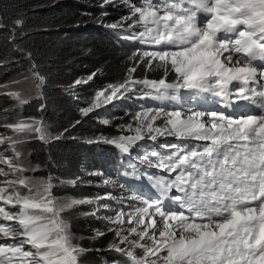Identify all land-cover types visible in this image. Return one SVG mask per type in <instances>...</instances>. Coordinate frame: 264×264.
<instances>
[{"label":"snow or ice","instance_id":"6c2138e0","mask_svg":"<svg viewBox=\"0 0 264 264\" xmlns=\"http://www.w3.org/2000/svg\"><path fill=\"white\" fill-rule=\"evenodd\" d=\"M110 5H123L128 15L103 26L129 33L125 38L143 47L129 57L133 64L123 83L97 90L90 105L81 109L82 116L99 115L97 110L132 99L139 92L143 95L138 99L160 102L175 101L187 93L207 103L210 96L219 107L141 106L133 117L135 127L126 126L134 135L89 141L115 145L122 153L137 142L158 137L174 136L180 141L166 145L167 157L152 152L141 158V164L174 178L149 175L159 198L134 195L127 212L124 199H119L120 210L106 217L112 225L107 232L115 233L107 250L124 257V264H264V0H142L140 6L133 0H102L98 7L106 14ZM14 24L22 26L23 21L17 19ZM138 68H144L143 79L134 75ZM160 70L158 79L148 78ZM29 73L42 97L45 76L39 65L33 63ZM96 75L78 79L72 87L86 85ZM8 95L20 106L31 98L18 91ZM250 106L258 108V113L226 114L229 107ZM38 111L39 117L3 125L26 139L0 136V145H7L0 152V165L8 168L0 167V176H13L2 182L6 187H0V202L19 209L12 212L0 206L2 220L19 225L0 222V264H79V257L88 250L74 243L62 214L75 205L95 203L97 209L86 215H98L100 208L112 207L104 200L117 198L108 193L95 199L61 200L52 194L51 176L33 185L24 173L39 165L30 169L19 163L17 145L32 139L48 144L63 135L49 132L43 116L45 104ZM161 119L163 126H157ZM100 122L110 123L103 118ZM192 140L197 143H184ZM7 150L13 155H7ZM115 183L105 179L103 186ZM173 189L175 195L170 194ZM104 235L97 229L93 238Z\"/></svg>","mask_w":264,"mask_h":264},{"label":"trees","instance_id":"16d2710c","mask_svg":"<svg viewBox=\"0 0 264 264\" xmlns=\"http://www.w3.org/2000/svg\"><path fill=\"white\" fill-rule=\"evenodd\" d=\"M101 2L0 0V23L3 24L0 27V87L9 80L29 73L33 63L39 65L41 74L45 76V84L40 89L43 96L30 99L22 108L23 114L39 117V106L45 104L43 116L49 132L52 136L63 135L48 144L28 140L27 148L32 163L39 165V173L43 177H53L54 192L59 195L89 197L91 192L88 189L59 185V182L75 180L90 166L117 169L120 173L134 172L132 165L125 162V155L117 148L105 143H89L96 137L119 136L118 120L109 126L83 122L69 90L75 77L88 76L93 72L97 75L87 84L89 90L82 95H89L90 91L107 84L123 83L127 69L133 64L129 57L143 47L136 41L126 39L129 33L103 26L128 15V12L123 5H110L106 14H102L98 7ZM17 19L23 21L22 26L14 24ZM134 75L143 79L144 68H138ZM160 75L162 70L149 73L148 78L158 79ZM133 98L121 100L123 104L118 109V117L124 116L123 108H133ZM10 106L8 95L0 93V112ZM130 112L127 114H132ZM127 117L121 119L126 120ZM84 208L85 204L78 205L62 214L69 224L75 244L88 250L79 257V264H108L110 260L115 264H124V257L107 250L115 233L107 232L101 220L83 214ZM97 229L106 232V235L94 239V230Z\"/></svg>","mask_w":264,"mask_h":264},{"label":"rangeland","instance_id":"374dc122","mask_svg":"<svg viewBox=\"0 0 264 264\" xmlns=\"http://www.w3.org/2000/svg\"><path fill=\"white\" fill-rule=\"evenodd\" d=\"M134 3L137 4V6H140L142 3V0H133ZM199 19L202 21L203 20V14H200ZM145 50H154L152 48H145ZM29 77V79L25 80V77ZM87 76H77L73 79V83L71 84L73 86L74 82L78 79L81 78H86ZM70 87L69 90L72 93L75 101H76V107L77 111L79 112L80 116L83 118V122L90 121L98 126H107L103 123L100 122L101 118L103 119H108L110 124L113 122H116L118 120V128L117 130L119 131L120 135H134V132H129L127 130V125L129 123L133 124V127H135V121L133 120V117L135 116V113L141 110V106H144L146 108H155V107H166L168 110L174 109L176 106H182L185 109H189L185 105H191L189 104V99H195L192 96H190L187 93H182L180 97H178L177 100H179L178 104H173L170 101L168 102H160V101H155L151 98L148 99H138L136 96H142L143 93H138L134 94V105L133 108L124 109V116H119V111L118 109L121 108L120 105L123 104L121 100L115 101L109 105L106 106V108L103 111L97 110L99 112V115L96 113L89 114L87 117L82 116L81 114V109L88 107L90 105V102H92L95 98V93L99 89H94L93 91H90L88 94L89 95H82L84 91H88V86L86 85H79L76 87ZM18 91L21 92L24 98H29L32 99L33 97H37L39 93L36 91L34 82L30 77V73H26L23 75H20L12 80H9L5 84L1 85L0 87V93H4L8 95L9 92H14ZM234 91V90H233ZM10 99V108L5 110L4 112H0V136L7 137V136H13L17 139H26L23 135L14 133L11 129L4 127L3 125L9 124V123H15L18 122L21 119H28V116H25L23 114V106L18 105V102L15 101L12 97L8 95ZM129 111L132 114H127ZM122 113V112H121ZM126 115V116H125ZM128 116V117H127ZM121 117H127L126 120L121 119ZM3 118V120H2ZM122 120V121H121ZM164 121L161 119L156 122L157 126H163ZM120 125H124L125 128L123 131L120 129ZM100 137H96L89 141H97V139ZM28 141V140H27ZM27 141L21 144L17 145L16 150L21 153V156L19 158V163L24 165L27 168H36V165L32 163L30 159V151L27 148ZM180 143L174 136H165V137H158L156 141H150V140H144L141 142H137L135 145L130 148L128 153H124L126 155L125 157V162L132 164L133 168L137 171L139 175L142 173L148 178L149 175H154V176H165L168 178H174L169 176L168 173L164 172L162 169L155 168V167H149L147 163L141 164V158L145 157L146 155L156 152L160 156L167 157L170 155L169 149L166 147L168 144H177ZM184 143H191V144H196L197 142L192 140V141H185ZM114 148H117L115 145H111ZM7 149V145H0V152H4ZM118 149V148H117ZM119 150V149H118ZM7 155L11 156L13 155L11 150H7ZM134 156H137L138 160L136 161V158ZM149 159L153 160V163H155V159L149 156ZM0 167H3L5 171H8L7 165H0ZM39 168H36L35 171H28L24 173V175L28 176L32 182L33 185L40 184L41 182H44L47 180L48 177H43L42 174L39 173ZM126 173V172H123ZM120 171L117 169L112 170L109 168H101L97 165L90 166L86 170H83L81 172V175L76 178L75 180H70V181H77L74 185L73 184H68V183H61L59 182V185H69L71 187H79V188H85L88 189L91 192V195L89 197H82V196H73V195H59L54 192V182L53 183V189H52V194L53 196L57 197L58 199L61 200H68V199H95L96 197L100 196H106L108 193H111L114 197L117 198V200H104L103 203H110L111 204V209H103L100 208L98 215H92L95 218L101 220L103 222V226H105L107 229L112 227V225L106 220V217L109 216H115L116 211H119L118 207V201L120 198L124 199V211L127 212L129 209L127 207V204L130 202L129 198L134 196V195H144V196H152L153 198H159L157 193L154 191L148 192L147 189H143L139 187L137 184L141 185V181L138 179V177L133 176L134 178L137 179L135 185H132L131 182H129V178H131V175H127V180L126 176L124 175V178H121L119 176ZM5 179H13V176L10 174L7 178L4 176H0V187H6L4 183H2ZM105 179H111L115 181L116 183L114 185H107L103 186V182ZM145 182V181H144ZM143 182V183H144ZM145 184V183H144ZM120 185H124V188L121 189ZM58 186V185H57ZM23 193H27V189H21ZM171 195H175V189H173L170 193ZM138 203V202H135ZM171 205V204H169ZM0 206H4L6 210L12 211V212H17L19 211L18 208H13L11 205H3L2 202H0ZM78 205H75L74 207L70 209H66L64 213H68L74 208H77ZM97 209V205L95 203L93 204H85L84 212L83 214L86 215V213H92ZM66 221V220H65ZM0 222L5 223L6 225L8 223H12L13 226L19 227L18 222H6L2 220V217H0ZM67 222V221H66ZM68 224V223H67ZM69 228V224H68ZM70 231V228H69ZM115 237V235H114ZM75 243V242H74ZM138 252L140 250H137ZM111 253H116L115 251H110ZM108 264H115L114 261L110 260L108 261Z\"/></svg>","mask_w":264,"mask_h":264},{"label":"bare ground","instance_id":"6f19581e","mask_svg":"<svg viewBox=\"0 0 264 264\" xmlns=\"http://www.w3.org/2000/svg\"><path fill=\"white\" fill-rule=\"evenodd\" d=\"M238 112H241V110H239Z\"/></svg>","mask_w":264,"mask_h":264}]
</instances>
